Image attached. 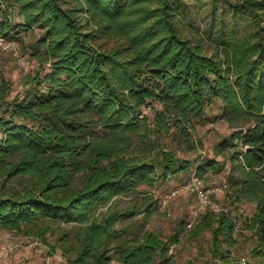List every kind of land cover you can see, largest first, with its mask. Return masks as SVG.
I'll use <instances>...</instances> for the list:
<instances>
[{"label":"trees","instance_id":"1","mask_svg":"<svg viewBox=\"0 0 264 264\" xmlns=\"http://www.w3.org/2000/svg\"><path fill=\"white\" fill-rule=\"evenodd\" d=\"M36 30L38 69L18 91L0 73V229L67 264H177L181 231L138 219L155 204L137 205L140 186L228 169L226 204L255 206L260 261L234 257L230 209L202 214L191 237L212 232L220 264H264V0H0V37ZM215 105L230 134L212 157L183 158Z\"/></svg>","mask_w":264,"mask_h":264},{"label":"rangeland","instance_id":"2","mask_svg":"<svg viewBox=\"0 0 264 264\" xmlns=\"http://www.w3.org/2000/svg\"><path fill=\"white\" fill-rule=\"evenodd\" d=\"M41 34V31L36 30L34 33L23 36V40H16L14 46L0 43V73L13 82L15 91L21 89L24 76L39 67L31 44ZM218 113L215 105L207 113V122L196 126L195 139L199 146L198 150L181 152L180 155L183 158L193 159L199 154H209V157H212L213 148L219 142L218 137L230 134L231 129L224 120H215ZM227 175L228 169L218 175L205 174L203 179L197 177L194 172L183 173L166 183L157 182L154 185L140 186L139 189L144 194L137 200V205L143 202L141 198L146 195L152 197L155 204L152 205L149 218L145 216L147 214L142 213L138 219L145 222L149 230L163 238L181 231L179 233L180 242L173 244L170 251L177 264H220L211 258L212 232L205 231L196 238H192L191 233L202 214L207 211L219 213L223 209H230L231 215L235 217L238 224L235 236L239 243L231 248L234 257L247 259L252 263L260 261L259 258L252 256V231L247 228L246 223L255 211V206L241 204L236 208V205L226 204ZM131 198L120 197L119 208H125ZM190 223H192L191 227ZM49 240L54 243L55 238L50 237ZM3 245H9L13 250L0 258V264H46L48 258L50 264H67L59 251L52 255L48 246L39 238L21 231L0 229V247Z\"/></svg>","mask_w":264,"mask_h":264},{"label":"built area","instance_id":"3","mask_svg":"<svg viewBox=\"0 0 264 264\" xmlns=\"http://www.w3.org/2000/svg\"><path fill=\"white\" fill-rule=\"evenodd\" d=\"M0 43L7 45V46H14V42H7L5 39H3L2 37H0ZM189 226H192V223L189 224ZM13 249L9 246V245H3L0 247V258L5 257L6 255H8L9 253H11ZM245 260V259H243ZM46 264H50V259L48 258L46 260Z\"/></svg>","mask_w":264,"mask_h":264}]
</instances>
